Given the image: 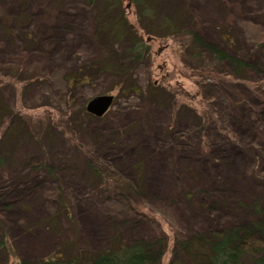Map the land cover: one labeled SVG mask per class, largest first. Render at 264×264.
<instances>
[{
    "label": "rangeland",
    "instance_id": "1",
    "mask_svg": "<svg viewBox=\"0 0 264 264\" xmlns=\"http://www.w3.org/2000/svg\"><path fill=\"white\" fill-rule=\"evenodd\" d=\"M121 1L130 24L144 35L135 6ZM186 1L209 44H219L213 27L221 23L217 17L232 23L239 13L264 26V0ZM108 4L0 0V113L8 116L2 121L0 115V141L10 150L14 140V150L0 165V242L6 245L0 264L41 261L67 243L102 252L117 237L130 244L160 232L169 237L162 262L169 264L176 237L225 223L246 224L257 218L252 204L264 208V137H257L259 127L264 130V101L255 95L248 99L250 107L262 111L255 118L238 111L247 120L236 128L235 110L219 120L229 104L220 96L223 104L217 102L212 110L218 113L216 123L198 133L203 120L197 117L191 127L192 118L195 113L202 117L209 106L165 32L163 37L154 33L148 63L131 69L129 84L142 89L138 94L112 70L95 71L90 84L67 88L65 77L77 75V68L125 55L124 45L113 40L106 46L107 39L97 34V16L109 22L115 15L107 14ZM177 4L163 5L168 15L181 14ZM240 47L257 54L242 41ZM103 95H113L114 106L102 118L89 115V101ZM83 107L87 115L81 116ZM9 127L14 132L3 136ZM196 144L208 156L200 162H194ZM89 164L102 178L92 177ZM198 191L204 195L192 201L182 195ZM63 203L69 209L60 211L61 223L45 227L49 212ZM131 203L152 212L127 215Z\"/></svg>",
    "mask_w": 264,
    "mask_h": 264
},
{
    "label": "trees",
    "instance_id": "2",
    "mask_svg": "<svg viewBox=\"0 0 264 264\" xmlns=\"http://www.w3.org/2000/svg\"><path fill=\"white\" fill-rule=\"evenodd\" d=\"M71 1L74 3L81 1V3L90 7H96L98 0ZM107 1L109 2L106 6L108 13L104 12L110 14V16L115 15L109 18H113L109 22H103L102 17L97 16V34L99 38L104 36L107 39L106 46L113 40L124 45L125 55L122 58L106 59L108 58V49L103 54V58L108 60L105 63L91 62L90 65L85 64L83 70L77 68V75H67L65 82L68 89L75 90L90 84L95 79L93 75L95 71L105 73L112 70L111 72H117L116 76L119 82L124 83L126 89H129L131 93L138 94L142 89L138 85L129 84L133 78L130 75L131 69L133 66L143 65L144 62L148 63L151 49L146 39H154L155 32L157 34L159 32L158 36L163 37V32H165L178 45L182 62L198 88V96L201 97L204 103L208 104L207 106L210 109L205 107L202 117L196 113V115L194 114L193 123L190 122L191 127L196 123L197 117L203 120L198 127V133L208 131L216 123L215 115L218 116V113H214L212 110L217 102L220 104H223L222 101L229 103L224 109L220 110L224 116L219 119L221 121L226 120L234 112L233 110L236 111L238 119L235 120L237 122L233 126L236 128L244 118L238 114V111L246 114L244 115L246 117L253 118L257 117L262 111L261 106L250 107L248 105V99H251L253 95L257 96L258 100L264 101V26L257 21L239 13L235 14L232 23L228 22V18L223 20L217 17V21L221 23H215L213 27L217 31L219 37L217 42L219 44H209L198 32L197 22L194 21V12L191 11L193 5L190 2L175 0L176 3L178 2L177 5L183 9L181 14L174 10L172 16L168 15L169 13L163 6L170 0H162L163 2L160 0V5L155 4L159 0H128L131 6L134 5L136 8L140 30L144 32V35H142L128 21L121 0ZM230 27H232V30ZM240 41L246 44L247 47L255 49L257 54L241 47L240 49ZM256 77L259 78L257 81ZM259 80L260 84L256 85ZM152 89L155 90L158 87L152 86ZM171 99L174 100L172 96ZM5 112L4 110L0 113L4 117L2 121L8 119ZM180 112H182L181 109ZM79 113L81 116L83 114L87 115L84 107ZM1 126H3L2 122ZM225 126L227 127L226 131L230 134L231 130L227 122ZM260 128L257 130L258 139L264 137V130L261 131ZM9 132H14V129L9 127L3 136L5 134L6 136L9 135ZM249 134L254 135L252 131ZM239 138L241 140V137ZM10 143L13 145L9 148L10 150H7L3 140L0 141V165L7 157L6 153L14 150V140ZM249 147L252 149V145ZM194 149V152L198 154V158L194 162H200L201 159L205 160L208 157L205 153L206 149H204V153L199 151L198 144ZM87 168L92 177L102 178L95 166L89 164ZM192 175L194 174H189L190 177ZM130 192L133 195L134 190L130 188ZM135 192L137 195L139 194L137 189ZM203 192H185L182 195L187 196L188 200L192 201L196 196L204 195ZM205 201H209V199ZM241 204L244 203L241 202ZM67 209L69 208L64 203L57 204L55 210L50 211L42 223L48 228H50V225H58L61 223V219L64 218V214H60V211ZM143 210L149 211V213L152 212L140 204L131 203L127 215L135 216L140 212L143 213ZM250 211L257 218L248 221L246 224L236 222L229 225L225 223L223 227L194 231L186 236L176 237L169 264H264V208L260 202H257L252 204ZM66 245L68 246L61 247L54 255L46 259L33 263L23 262L22 264H162L163 258L169 249V237L160 232L159 234H153L152 237L130 244H126L117 237L116 240L111 242L107 250L96 253L78 249L74 243H67ZM5 247L6 245L0 242V254L4 252Z\"/></svg>",
    "mask_w": 264,
    "mask_h": 264
},
{
    "label": "water",
    "instance_id": "3",
    "mask_svg": "<svg viewBox=\"0 0 264 264\" xmlns=\"http://www.w3.org/2000/svg\"><path fill=\"white\" fill-rule=\"evenodd\" d=\"M130 7V5L128 6ZM151 42V39H148ZM114 103V97L112 95H103L93 98L87 104V112L95 117L102 118L111 109Z\"/></svg>",
    "mask_w": 264,
    "mask_h": 264
}]
</instances>
